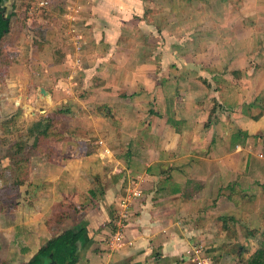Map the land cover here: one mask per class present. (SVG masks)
Returning a JSON list of instances; mask_svg holds the SVG:
<instances>
[{"label":"crops","instance_id":"crops-1","mask_svg":"<svg viewBox=\"0 0 264 264\" xmlns=\"http://www.w3.org/2000/svg\"><path fill=\"white\" fill-rule=\"evenodd\" d=\"M7 1L14 0H0V6L8 15L14 6ZM37 1H47L41 7L50 15L40 17L42 31L47 24L56 31L54 21L61 19L74 49L66 26L77 0ZM149 1L82 0L80 65L72 61L74 51L64 49L51 71L41 59L44 46L29 44L24 75L30 81L34 74L37 79L39 73L44 79L52 76V92L42 87L68 116L54 122L62 138L38 136L45 142L36 159H30L20 182L15 179L20 196L0 202V264L27 263L41 242L79 223L86 232L78 241L75 264H194L185 252L189 246L251 241L256 235L264 241V156L259 155L264 152V42L254 39L251 26L242 27L247 35L240 39L246 40L232 45L231 57L223 59L209 48L207 57L197 54L203 64L198 71L193 66L192 73H171L168 67L158 72L154 57L127 59L121 46L127 34L138 37L141 26L147 27L145 13H154L146 9L152 7ZM260 1L245 3L246 15L258 22L264 21ZM166 24L164 32L172 33ZM162 64H168L167 58ZM76 68L83 71L79 81L84 83L73 91ZM106 147L110 154L104 153ZM137 174L144 176L142 196L122 227L131 244L111 250L118 197ZM62 202H72L83 216L70 220L75 208L63 214ZM53 214L61 218L55 221ZM225 216L231 218L228 223ZM258 228L256 235L247 231ZM232 250L218 249L210 261L205 252L202 256L205 264H238Z\"/></svg>","mask_w":264,"mask_h":264},{"label":"rangeland","instance_id":"rangeland-1","mask_svg":"<svg viewBox=\"0 0 264 264\" xmlns=\"http://www.w3.org/2000/svg\"><path fill=\"white\" fill-rule=\"evenodd\" d=\"M147 3L152 4V7L147 5L146 9L148 11L151 9L154 12L153 14L149 13L151 11L145 13L146 22L143 21V23L147 24V27L141 26L142 33H139L138 37H135L134 35L136 34L132 32L127 34L126 42L124 39L125 43L122 41L125 45L121 46L124 51L123 56L127 59L137 58L144 60L148 59L149 56L154 57V61H158L159 64L158 72L168 67L171 73H192L195 71L193 66L198 71L203 64L196 61L198 58L197 54L201 55V58L207 57L211 53V48L217 51V54L223 59L231 57V49L234 50L237 42L246 40L245 38L240 39L241 36L246 37L245 35H247L245 33L247 30L242 31V27L248 28L251 26V31L256 34V38H253L258 39L257 41L259 42H264V21L258 22L254 17L246 15V12H250L245 7L246 0H172L169 2L166 0H150ZM12 4L14 9H12L10 18V30L0 42V159L2 160L0 163V185H3L10 179V184L5 186L9 189L1 187L0 202L5 201L7 197L11 198L12 196L13 199H17V195L20 196V191L16 187L19 184H14L15 179L20 182L21 178L24 177L22 173L25 172L24 169L27 164L29 165L31 160L36 159L35 153L38 152L39 145L45 138L40 133L42 126L48 123L55 126L56 122L62 123L63 119L68 116L67 112H63L64 109L59 108L60 104L56 103L58 98L51 97L50 94L49 96H47L48 94L44 96L40 91V88H43L42 86H47L51 87L52 92V85L54 84L52 76L49 79H44V75L39 73V79H37V75L34 74V77L30 81L28 80V75H24L26 69L22 71L24 67L23 63L30 61L29 53L27 52L29 44L35 43L44 46L41 59L45 60L47 68L51 69V71L54 70V65L50 66V64L53 63L54 59L60 58L58 56L64 49L70 50L71 53L72 50L74 51L72 61H74V64L76 63V49L75 47L72 49L69 46L68 34L64 30L65 26H62L61 19L54 21L57 23V26L55 25L56 31L53 27H49V24H47V28H44L46 31H42L40 17L50 15L47 14L49 12L44 7H41L40 2L38 4L37 0H14ZM247 4L250 6L252 2H247ZM260 4L264 6V0H261ZM29 7L31 10L28 12L24 11ZM81 10L80 4L76 15L77 21L82 20V18H79ZM172 12L173 15L166 16L167 13L171 14ZM171 21L172 25H170ZM166 23H168L167 27H169V30L173 29V31H170L172 32L170 34H167V31L166 33L164 32ZM149 24L153 25L154 30ZM163 26L164 29L162 28ZM149 28L153 31L151 32ZM197 31L198 33H196ZM179 32H182L178 34L180 35L179 37H173L175 33ZM83 33V30L78 32L80 38ZM35 35L40 37L39 41L41 43L34 37ZM186 41L188 42L183 44ZM194 44L196 48L193 46ZM60 45L63 49L60 48ZM180 45L182 47L176 49V46ZM197 47H200V50H197ZM145 52L149 53L146 55ZM212 55L215 54L212 53ZM83 56L84 46L82 47L81 61L83 60ZM166 58L168 64L164 65L162 63L166 61ZM81 61L76 63V65H80ZM76 69L74 70L79 73L76 79L78 88L76 85L72 86L73 91L82 90L81 86L84 83L82 80L79 81L82 77L81 73L84 74L83 71ZM67 104L68 102L62 103L61 106L66 107L68 106ZM46 109L48 111L46 116H44L43 111ZM37 124L40 125L38 126ZM38 136H42L41 138L43 139L38 141ZM106 149L109 150L107 154H110L111 150L106 147L104 151ZM259 155L261 157L262 155L264 156V152H259ZM18 198L19 200L21 199V197ZM74 205L72 202L69 203L67 214H69L71 209L75 208ZM73 210L74 212L71 215L69 214L70 216L68 215L70 220L83 216L78 206ZM58 216L59 218H57L60 219L61 216ZM230 220L231 218L228 216L224 217V222L228 223ZM238 228L242 229L241 226ZM257 232H260L259 228L258 230H253V233L258 234ZM256 236L255 239L252 237L251 241L230 244L224 242L222 245L217 244L218 242H206L205 246H207V249L203 251V255L206 253L205 256L210 261L217 255L218 249L224 250L229 248H233V253L238 255L237 246L239 244L246 246L251 251L257 247L260 240H263L262 238L260 240L257 239ZM259 236L261 237V234ZM46 240L41 242V244L45 243ZM3 242L0 240V247H3ZM187 249H190V246ZM248 253H244L243 255L245 260L249 256ZM237 263L246 264V261L242 262L237 256ZM14 264L21 263L15 262Z\"/></svg>","mask_w":264,"mask_h":264},{"label":"trees","instance_id":"trees-1","mask_svg":"<svg viewBox=\"0 0 264 264\" xmlns=\"http://www.w3.org/2000/svg\"><path fill=\"white\" fill-rule=\"evenodd\" d=\"M6 11L8 10H6L4 6H0V42L4 35L10 30V18L12 13L7 15ZM40 133L42 135L44 134L49 136L50 138H54V135H56V138L57 135H60L61 138L63 137L61 135V131L55 129L54 125L52 126L49 123L44 126ZM237 135H239V133ZM68 205L69 203L62 202L61 213L65 214L68 212ZM56 217L57 216L53 214V220L58 221V218ZM247 231L252 235L256 234L253 233V229H247ZM85 232V226L79 223L74 227L61 232L60 234L47 239L45 243L40 245L37 251L25 264H46L50 261H53L56 264H75L78 260V241H80ZM237 250V256L239 260H242V262L246 261V264H264V241H259L254 252L248 256L246 260L243 255L244 253L249 252L248 248L246 246L240 245L238 246Z\"/></svg>","mask_w":264,"mask_h":264},{"label":"built area","instance_id":"built-area-1","mask_svg":"<svg viewBox=\"0 0 264 264\" xmlns=\"http://www.w3.org/2000/svg\"><path fill=\"white\" fill-rule=\"evenodd\" d=\"M82 0H77L76 3L73 4L67 14L68 27L67 30L72 38L75 40L74 46L76 49V58L75 62L79 63L81 61V52H82V42L81 38L78 34V26H77V11L80 6V2ZM41 5L47 4V1H41ZM105 154L109 153V150L106 149L104 151ZM144 182V176L142 174H137L133 177L128 178V182L125 188V193L118 197V209H117V220H116V228L110 233L108 238V246L111 250H116L125 244H131L130 241H126L123 238V230L122 227L125 225V221L130 209L134 207V204L138 199L142 196L141 185ZM203 246L198 244L195 246H191L190 249L186 250V254L191 258L194 264H205L204 258L202 256Z\"/></svg>","mask_w":264,"mask_h":264},{"label":"water","instance_id":"water-1","mask_svg":"<svg viewBox=\"0 0 264 264\" xmlns=\"http://www.w3.org/2000/svg\"><path fill=\"white\" fill-rule=\"evenodd\" d=\"M7 4H8L9 7L12 6V4H11L10 1H7ZM40 91H41V93H42L44 96H46L47 92H46L43 88H41ZM46 264H56V263H54L53 261H50V262H48V263H46Z\"/></svg>","mask_w":264,"mask_h":264}]
</instances>
